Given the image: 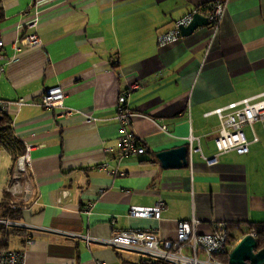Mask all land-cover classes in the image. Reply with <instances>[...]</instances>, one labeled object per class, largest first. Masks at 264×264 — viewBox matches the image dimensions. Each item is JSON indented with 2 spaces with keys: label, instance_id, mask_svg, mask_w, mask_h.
<instances>
[{
  "label": "crops",
  "instance_id": "crops-1",
  "mask_svg": "<svg viewBox=\"0 0 264 264\" xmlns=\"http://www.w3.org/2000/svg\"><path fill=\"white\" fill-rule=\"evenodd\" d=\"M210 2H224L218 30L208 23L182 40L158 42ZM1 6L0 99L24 151L32 145L38 198L20 211L25 225L14 247L8 240L9 248L25 251L26 264H142V253L101 239L143 228L167 243L178 221L193 217L202 234L218 221L239 225L234 245L251 226L264 225V121L247 126L248 153L214 165L202 157L217 152L220 121L210 112L264 92V0H1ZM35 32L41 43L27 44ZM132 84V128L146 152L123 156L117 100ZM52 85L63 88L71 115L39 104ZM183 145L188 166L162 167L157 152ZM1 150L9 154L0 168L2 189L19 153ZM105 163L120 174L100 169ZM160 199L165 208L156 216L130 215L132 208L155 209Z\"/></svg>",
  "mask_w": 264,
  "mask_h": 264
},
{
  "label": "built area",
  "instance_id": "built-area-1",
  "mask_svg": "<svg viewBox=\"0 0 264 264\" xmlns=\"http://www.w3.org/2000/svg\"><path fill=\"white\" fill-rule=\"evenodd\" d=\"M224 11V2H210L202 5L180 19L173 29L162 32L158 35V42L166 44L176 40H182L180 25L187 26L198 12L208 18V23L214 30H218ZM36 25L33 22L31 26ZM27 44L36 46L41 43L39 35L35 32L26 38ZM4 41L0 38V75L5 67L1 63L4 58L2 48ZM137 88L132 84L121 93L117 100V120L120 125V153L123 156L144 154L146 147L143 139L136 134L132 128L134 112L129 108L128 101L131 93ZM65 93L60 85L46 87L41 94L39 104L45 108L57 110L59 115H71L73 111L65 108ZM20 106L25 104V99L21 98L17 102ZM7 102L0 99V113L6 114L5 106ZM210 114H216L220 121L218 133L215 138L217 152L213 155L205 156L203 159L208 165H214L223 161H228L232 153L244 154L250 150L251 141L248 138L245 128L259 121H264V92L245 98L238 102L229 103L226 106L214 109ZM166 130V126H162ZM253 141H258V136L254 134ZM32 145L28 144L26 150L19 154L9 170V180L0 189V200L5 202L3 210L23 211L29 209L33 204H37L36 189L32 178L31 156ZM191 153L196 151L192 145ZM100 169L112 174H120L116 168H112L108 163L102 164ZM3 192L9 194L7 198ZM0 201V203H1ZM1 207V206H0ZM165 208V201L160 199L155 209L132 208L130 215L152 217L156 216ZM197 219H183L178 221L177 235L170 242L164 243L160 235L150 229L136 228L117 231L114 235L101 241L114 248H128L142 253L141 262L148 259L153 261L162 260L170 264H226L214 259L215 254L223 253L229 249L228 230L234 227L225 221L215 222L210 233L202 234L197 230ZM24 223L18 219L10 217L1 218L0 226L9 230L11 228H23ZM264 226V225H262ZM256 237V231L250 232ZM26 243H33L32 238H28ZM233 247V246H232ZM0 264H26L25 251H18L9 247H0ZM229 264V263H228Z\"/></svg>",
  "mask_w": 264,
  "mask_h": 264
},
{
  "label": "water",
  "instance_id": "water-1",
  "mask_svg": "<svg viewBox=\"0 0 264 264\" xmlns=\"http://www.w3.org/2000/svg\"><path fill=\"white\" fill-rule=\"evenodd\" d=\"M208 24V18L198 12L193 14L191 22L179 27L186 37L194 33L199 27ZM3 115H0V120ZM189 148L186 145L157 152L156 157L164 168L180 169L189 164ZM229 264H264V246L258 249V240L247 233L237 242L229 253Z\"/></svg>",
  "mask_w": 264,
  "mask_h": 264
},
{
  "label": "trees",
  "instance_id": "trees-1",
  "mask_svg": "<svg viewBox=\"0 0 264 264\" xmlns=\"http://www.w3.org/2000/svg\"><path fill=\"white\" fill-rule=\"evenodd\" d=\"M5 18L4 9L1 6V0H0V24ZM3 115V118L0 120V148H4L7 150L11 155H15L16 153H23L24 149L20 141H18L15 137L13 126L11 119L6 114ZM1 150V149H0ZM3 196L7 198L9 194L3 192ZM1 210H0V217L1 218H7L10 217L11 219H19L21 217L20 211H12V210H3L2 208L5 207V202L1 201L0 203ZM239 225H236L235 227H230L228 230V243H229V249H227L223 253L215 254L214 259L217 261H220L222 263H229V253L232 249V246L234 245V242L237 240L238 237L231 234V230L234 228H238ZM3 230V228H1ZM256 231V239L258 240V249L262 248L264 246V226L258 225V226H251L250 230ZM22 229L20 228H12L11 231L6 233V240L4 243L0 244V247L7 248L8 247V240L11 234H18ZM142 264H170L168 262L158 260L153 261L152 259H148L145 263Z\"/></svg>",
  "mask_w": 264,
  "mask_h": 264
},
{
  "label": "rangeland",
  "instance_id": "rangeland-1",
  "mask_svg": "<svg viewBox=\"0 0 264 264\" xmlns=\"http://www.w3.org/2000/svg\"><path fill=\"white\" fill-rule=\"evenodd\" d=\"M255 127H257V125H255ZM245 130H246V132L248 133V134H250V129L248 128V127H246L245 128ZM1 149V148H0ZM14 158V157H13ZM9 154L6 152V151H3V150H0V168H1V166L2 165H4V166H8V164H9ZM13 162H14V160H12ZM13 165V164H12ZM1 189V188H0ZM1 199V198H0ZM1 201V200H0ZM0 210H1V207H0ZM0 228H1V226H0ZM12 229V228H11ZM231 234H233V235H237L238 236V233H237V230L235 229V230H231ZM5 235L6 234H4V232H1L0 231V241H2L3 239H4V237H5ZM15 234H11L10 235V239H9V242H10V246L11 247H14V245H13V241L14 240H17L16 238H15V236H14Z\"/></svg>",
  "mask_w": 264,
  "mask_h": 264
}]
</instances>
